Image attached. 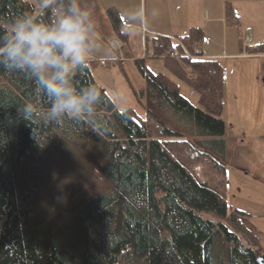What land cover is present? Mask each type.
Segmentation results:
<instances>
[{"label":"trees","instance_id":"1","mask_svg":"<svg viewBox=\"0 0 264 264\" xmlns=\"http://www.w3.org/2000/svg\"><path fill=\"white\" fill-rule=\"evenodd\" d=\"M32 9L29 0H0V30ZM225 9L236 21L230 2ZM107 12L127 45L119 14ZM202 36L192 27L181 40L193 50ZM147 58L135 60L145 88L131 86L145 117L106 104L95 125L23 120L24 104L47 101L33 80L0 67V264H261L264 246L247 223L255 216L227 201L222 64L160 57L198 92L196 104ZM96 65L90 61L77 86L100 84Z\"/></svg>","mask_w":264,"mask_h":264},{"label":"crops","instance_id":"2","mask_svg":"<svg viewBox=\"0 0 264 264\" xmlns=\"http://www.w3.org/2000/svg\"><path fill=\"white\" fill-rule=\"evenodd\" d=\"M118 1L122 7L116 4ZM85 2L93 7L98 31L101 29L102 20L110 40L117 38L118 47L122 46L121 39L114 30L107 10L114 8L123 26L126 23L124 13L140 8L144 10L146 23L135 35H127L128 51H122L126 56L123 57L121 51L117 49L111 56L95 55L111 62L121 63L123 59L135 62L136 59H143L142 51L144 45H147L149 35L157 34L175 41L186 36L190 28L201 27L203 36L197 46L202 58L216 59L223 66V117L227 127L237 126L238 145L241 148L252 142L262 143L260 146L264 144V51L250 53L246 50L247 45H264V0H85ZM228 2L233 5L236 16V21L230 23L226 19L225 9ZM148 68L155 72L151 66ZM142 80H139L141 84L138 88L135 86L133 88L144 89L146 82L145 79V83ZM98 82L108 89L105 84ZM124 105L117 107L119 109L127 107ZM225 112L236 125L225 118ZM227 127L225 138L229 149L231 134L227 132ZM261 158L264 163V155ZM243 175L245 176L244 173ZM262 176L255 177V188L259 194H264ZM248 193L251 194L250 191ZM263 205L264 203L254 200V204L248 208L254 213L251 215L264 216L257 212Z\"/></svg>","mask_w":264,"mask_h":264},{"label":"clouds","instance_id":"3","mask_svg":"<svg viewBox=\"0 0 264 264\" xmlns=\"http://www.w3.org/2000/svg\"><path fill=\"white\" fill-rule=\"evenodd\" d=\"M124 15V35H135L146 23L143 8ZM116 39L103 40L93 7L85 0H35L30 12L13 17L0 30V67L33 80L36 96L47 101L46 107L29 101L18 109V115L25 121L52 125L67 120L95 125L102 106L126 103L120 89L113 90L109 100L102 85L76 83L95 55L101 51L115 54Z\"/></svg>","mask_w":264,"mask_h":264},{"label":"rangeland","instance_id":"4","mask_svg":"<svg viewBox=\"0 0 264 264\" xmlns=\"http://www.w3.org/2000/svg\"><path fill=\"white\" fill-rule=\"evenodd\" d=\"M33 5L35 4V0H29ZM124 1V0H122ZM243 1V0H241ZM120 7L122 4L118 1ZM99 33L105 42L111 41L109 36L107 35V29H105V25L102 24L101 20V29H99ZM107 39V40H106ZM118 47L117 50L127 52L128 46L123 45ZM125 47V48H124ZM146 47L150 48V44L144 45L143 55L146 56ZM121 48V49H118ZM124 49V50H123ZM116 50V51H117ZM106 54L105 51H101L98 55ZM92 61H95L97 65L93 67L92 73L96 80L105 84L108 88V93L112 96L113 91L115 89H120L123 91L126 97V103L124 106L131 107L135 109V111L141 116L145 117L146 111L145 108L139 103L137 97L134 94V91L131 86L139 87L140 81L143 79V76L135 64L134 61H127V59H123L121 63L112 62L110 66H102L98 63L100 60L99 57L94 56ZM146 66H151V69L155 72H162L164 75L171 78L175 81L179 87L180 91L183 95L191 99L193 103H199V94L194 89V87L189 84L186 80H182L175 76L166 66L163 58H147ZM140 80V81H139ZM143 83L144 79L142 80ZM227 109V108H226ZM231 109V107H230ZM227 116H229L227 114ZM226 112H225V118ZM224 118V117H223ZM230 123L236 125L233 120L227 117ZM236 121V119H234ZM227 127V125H226ZM227 132L229 133L231 147L227 152V163H228V171H227V201L228 205L234 208H238L249 212V214H253V212L249 211L250 206L254 204V200H257L259 203H264V194H259L255 188V177L257 175H263L264 177V163L262 162V156L264 155V144L260 146L262 143H248L247 146L239 147L238 145V128L228 126ZM244 161V162H243ZM247 173H246V172ZM245 174V176L243 175ZM250 191L251 194L248 192ZM261 214H264V205L259 211ZM202 215L205 218L212 219L215 221H220L222 218L215 214L214 212H202ZM256 217V216H255ZM248 225L260 236L262 245L264 246V216H259L247 222Z\"/></svg>","mask_w":264,"mask_h":264},{"label":"built area","instance_id":"5","mask_svg":"<svg viewBox=\"0 0 264 264\" xmlns=\"http://www.w3.org/2000/svg\"><path fill=\"white\" fill-rule=\"evenodd\" d=\"M156 37L158 38L152 44L151 48L146 50V55L150 57H164L177 61H181L182 58L193 60L201 57L197 46H193V50H191L181 39L174 41L159 35H156ZM100 64L107 66V61L101 60Z\"/></svg>","mask_w":264,"mask_h":264},{"label":"water","instance_id":"6","mask_svg":"<svg viewBox=\"0 0 264 264\" xmlns=\"http://www.w3.org/2000/svg\"><path fill=\"white\" fill-rule=\"evenodd\" d=\"M259 261L261 262V264H264V257L261 256V257L259 258Z\"/></svg>","mask_w":264,"mask_h":264}]
</instances>
